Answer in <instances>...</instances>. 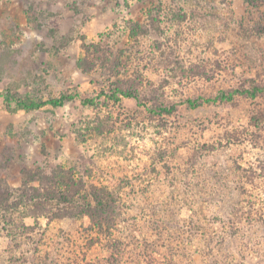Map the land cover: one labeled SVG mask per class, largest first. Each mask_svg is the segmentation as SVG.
I'll use <instances>...</instances> for the list:
<instances>
[{"label":"rangeland","instance_id":"rangeland-1","mask_svg":"<svg viewBox=\"0 0 264 264\" xmlns=\"http://www.w3.org/2000/svg\"><path fill=\"white\" fill-rule=\"evenodd\" d=\"M58 164L118 195L116 226L0 224V264H264V2L0 0V178Z\"/></svg>","mask_w":264,"mask_h":264},{"label":"trees","instance_id":"trees-1","mask_svg":"<svg viewBox=\"0 0 264 264\" xmlns=\"http://www.w3.org/2000/svg\"><path fill=\"white\" fill-rule=\"evenodd\" d=\"M244 1L249 5H258L264 2V0ZM135 25L138 26V23L135 22ZM128 29L129 35H135L136 31L130 26ZM95 45H91L97 48V50L93 48L92 52L94 53L98 50L100 51L99 47ZM85 60L87 58L82 59V62ZM92 64L95 66V63ZM78 65L82 71L85 70V67L81 66V60ZM108 68L110 69V67ZM110 84L113 85L111 82ZM114 86L109 94L114 100H118L119 96L132 97L138 101V105L146 100V98H140L141 92L137 91L138 84L120 81ZM146 86L139 84L138 87L139 90H143ZM244 92L253 97L256 96L257 89ZM233 97V92L227 94L221 92L213 97L202 99V101L231 100ZM72 98L74 96L71 97L65 94L47 99H34L29 95H18L11 98L8 103H13L15 109L33 110L46 104L61 106ZM202 101L187 99V103L192 107L200 105ZM81 102L84 105L93 103L92 99L87 98L82 99ZM170 108L162 107L161 110L170 111L173 109V107ZM117 198L118 195L108 186L88 182L83 177L63 168L59 164L49 170L40 166H22L20 169V184L17 187H11L6 180L0 178L1 229L6 230L7 235L13 239L16 236H21L22 233L30 228L22 221V218L26 216H32L35 219L43 216L50 220L87 216L93 226L98 227L100 230L114 229L120 215L118 213ZM16 220L19 222L16 223ZM262 222H264V219H262Z\"/></svg>","mask_w":264,"mask_h":264}]
</instances>
